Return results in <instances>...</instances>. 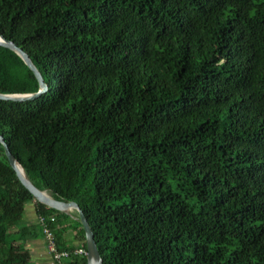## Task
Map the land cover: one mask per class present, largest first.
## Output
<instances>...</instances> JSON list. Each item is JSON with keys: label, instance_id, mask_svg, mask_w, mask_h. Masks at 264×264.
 <instances>
[{"label": "trees", "instance_id": "obj_1", "mask_svg": "<svg viewBox=\"0 0 264 264\" xmlns=\"http://www.w3.org/2000/svg\"><path fill=\"white\" fill-rule=\"evenodd\" d=\"M0 34L47 85L0 100V136L79 205L103 264H264V0H0ZM39 88L0 46V94ZM71 214L37 202L0 143V264L30 263L40 218L71 253L56 264H87Z\"/></svg>", "mask_w": 264, "mask_h": 264}, {"label": "water", "instance_id": "obj_2", "mask_svg": "<svg viewBox=\"0 0 264 264\" xmlns=\"http://www.w3.org/2000/svg\"><path fill=\"white\" fill-rule=\"evenodd\" d=\"M0 46L7 48L13 52H15L25 63V65L33 72L34 76L39 82V91L37 93L31 94H0V100L4 101H14V102H26L39 98L47 91V85L44 83L41 73L37 69V67L32 62L30 56L20 47H18L13 41L7 40L0 34ZM0 143L4 147L5 155L15 170L17 177L20 182L23 184L25 188H27L32 195L35 197L37 202H40L50 208L58 210L60 212L69 214L70 212L76 211L78 213L79 222L82 224L85 236H86V245H87V264H103L102 258L100 256L97 244L95 242L94 234L92 228L85 217V214L79 207V205L75 202H64L59 201L53 198L48 192L39 190L28 178L25 173L23 166L19 163V161L14 157L12 152L9 149L8 144L5 139L0 136ZM21 168L23 172H21Z\"/></svg>", "mask_w": 264, "mask_h": 264}, {"label": "crops", "instance_id": "obj_3", "mask_svg": "<svg viewBox=\"0 0 264 264\" xmlns=\"http://www.w3.org/2000/svg\"><path fill=\"white\" fill-rule=\"evenodd\" d=\"M25 211H27V213H28V217H27V219L25 220L26 221V223H28V224H32V223H36L37 222V216H36V214H35V202H33V203H31L29 206H27V208H26V210ZM26 213V212H25ZM70 213H72V212H70ZM70 213H69V215H70ZM25 216V215H24ZM71 218L74 220V221H77V219H76V217H74V216H72V214H71ZM77 234H78V230H72V229H68L65 233H64V235H63V242L64 243H67V245L68 246H74V247H80L81 246V242H80V240H78V237H77ZM42 240V242H41V246H39L40 247V249L42 250V252H43V254L45 253V251L50 255V257L51 258H53L52 256H51V254L48 252V250H47V247H46V243H45V241H44V239H41ZM32 243V240H30L29 242H28V248H29V250H30V253H32L31 252V247H33L34 245H32L31 244ZM36 249L37 248H35L34 249V253H35V251H36ZM40 261H42L43 260V257H39L38 258Z\"/></svg>", "mask_w": 264, "mask_h": 264}, {"label": "built area", "instance_id": "obj_4", "mask_svg": "<svg viewBox=\"0 0 264 264\" xmlns=\"http://www.w3.org/2000/svg\"><path fill=\"white\" fill-rule=\"evenodd\" d=\"M39 221L43 226V234L46 241V247L48 252L53 257L54 261L63 262L70 257L71 253L68 251H60L57 248L55 234L52 229L49 227V223L44 218H40ZM50 222H55V218H51ZM75 255L85 254V251L82 249H76L74 251ZM87 254V253H86Z\"/></svg>", "mask_w": 264, "mask_h": 264}, {"label": "rangeland", "instance_id": "obj_5", "mask_svg": "<svg viewBox=\"0 0 264 264\" xmlns=\"http://www.w3.org/2000/svg\"><path fill=\"white\" fill-rule=\"evenodd\" d=\"M49 194V192H48ZM31 203H28L26 205V208L27 206H29ZM26 210V209H25ZM25 216H24V220L27 219L28 217V213L27 211H25ZM41 242L42 240L40 238H35V239H32V245H34L33 247H31V252L30 253V257H31V261L29 264H56V262L54 261L53 258L50 257V255L45 251V253L43 254L42 250L40 249L39 246H41ZM36 249L35 253L33 252L34 249ZM30 251V250H29ZM39 257H43V260L40 261L38 258Z\"/></svg>", "mask_w": 264, "mask_h": 264}, {"label": "bare ground", "instance_id": "obj_6", "mask_svg": "<svg viewBox=\"0 0 264 264\" xmlns=\"http://www.w3.org/2000/svg\"><path fill=\"white\" fill-rule=\"evenodd\" d=\"M21 172H23L22 168H21Z\"/></svg>", "mask_w": 264, "mask_h": 264}]
</instances>
